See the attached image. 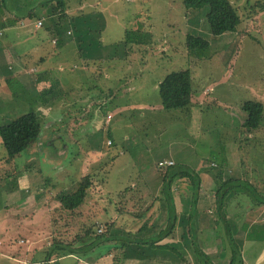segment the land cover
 <instances>
[{
  "label": "rangeland",
  "instance_id": "1",
  "mask_svg": "<svg viewBox=\"0 0 264 264\" xmlns=\"http://www.w3.org/2000/svg\"><path fill=\"white\" fill-rule=\"evenodd\" d=\"M229 1L240 22L236 31L216 37L210 33L207 12L204 9L186 11L181 0H64V13L68 18L80 16L87 10L90 12L87 22L90 23L100 17L92 12L102 13L98 20L102 27L87 26L90 30L85 32L86 39L99 42L94 50L101 49V53L98 61H92L83 70H80L83 64L78 57L83 48L78 50L72 43L74 38L66 40L68 52L65 55L72 57L66 59L68 63L60 54L63 51L60 50L61 45H52L57 35L47 29L56 27L54 24L62 14L60 9L51 8L53 2L49 4L50 15L43 9L42 12L37 11L33 19L17 21L15 25L24 20L23 25L29 24L28 29L21 28L15 32V39L19 42L14 44L13 39L8 43L7 32L2 35L0 30V71L9 69L8 65L13 63L12 56L17 52L25 60L27 68L38 65L39 56L32 46L39 41H45L46 47L36 52L43 51L48 55L52 51L50 60L65 63L63 71L57 75L59 85L55 92L50 87L52 78L49 75L32 74L35 82L25 80L16 84L19 79L15 81L10 76L11 82H8L0 72V125L33 111L42 126V136L35 146L14 158L8 157L0 147L1 216L3 218L6 214L5 218H9L4 223L5 230H8L6 238L20 243L29 233L36 240L33 245L39 249L57 240L75 244L87 227L97 233L100 229L105 230L104 223L113 224L107 220L115 209L122 211V205L117 207L114 204L118 193L127 184L143 179L135 170H140L142 165L149 166L145 167L147 171L154 170L151 149L160 140L166 141L165 146L164 142L162 145L168 152L174 147L172 154L171 151L167 154L169 157L172 155L171 161L184 159L192 148L193 157L201 158L195 165L202 176L200 194L203 197L200 199L208 198L205 199V207L200 205L198 242L206 253L210 250L216 252L209 253L215 263L228 261L230 248L213 201L218 187L216 172H221L223 179L247 180L264 196V108L262 125L258 131L250 133L240 130L245 115L238 108L239 103L251 99H258L264 105V0ZM5 17L11 19L13 16L6 11ZM38 20L42 25H37ZM134 21L136 30L146 35L143 44L130 45L124 37ZM56 24L58 26L59 23ZM65 24L60 23V28ZM33 25L36 28L29 29ZM188 34L203 37L210 47L205 51L190 52L186 48ZM76 42L78 46V40ZM125 48H128L127 52ZM185 68L191 70L194 91L203 90L194 97L197 106L193 108L195 121L190 134L182 131L178 123L179 110L140 109L146 103L160 101L157 83L167 73ZM58 88L60 91L56 92ZM97 140L100 150L103 148L100 155L89 150L94 148ZM108 140L111 141L110 146H106L109 145ZM117 144V150L123 149L124 154H114ZM169 157L165 159L167 162ZM85 175L92 181L86 201L92 198L97 203L96 207L103 209L100 220L105 222H94L95 211L93 215L84 206L80 214L78 211H56L59 193L76 189L78 180ZM144 177L149 184L155 181L154 177L149 181L147 174ZM102 185L108 188L106 192L100 189ZM94 189L98 190L95 196L92 194ZM182 189L179 191L181 197H190L187 184ZM148 191L151 200L158 195L156 190ZM21 197L29 200L25 203L22 200L20 205L18 200ZM254 203L246 193H241L231 198L226 215L243 213L248 221L253 219V215L260 214L261 222H264V206L261 208ZM149 205H146L149 210L144 209V205L134 201L135 210L129 214H138L144 209L157 215L158 209L153 211L155 204ZM210 227L214 228L216 237L208 249L203 245ZM77 244L83 243L79 241ZM221 248H225L223 261L217 257ZM188 255V258H193Z\"/></svg>",
  "mask_w": 264,
  "mask_h": 264
},
{
  "label": "trees",
  "instance_id": "2",
  "mask_svg": "<svg viewBox=\"0 0 264 264\" xmlns=\"http://www.w3.org/2000/svg\"><path fill=\"white\" fill-rule=\"evenodd\" d=\"M52 2L54 4L51 8L55 7V9H60L59 11H62V14L60 13L57 22L54 24L56 27L53 26V28L50 27L47 30L54 36L57 35L55 41H58V45H61L62 40L64 39L69 40L74 38L76 41L79 40V38H82L85 34L82 30L79 31L78 29L80 16H76L75 18L71 16L68 18L67 14L64 13L66 7L64 0H0V30L15 25L17 21L22 18L33 19L37 16V11L42 12L43 9H45L48 15H50L49 6ZM181 3L185 9L207 8L208 11L206 13V21L211 35L216 37H219L227 32L236 31V27L240 22V19L229 0H181ZM6 11L9 13L11 12L13 16L11 19L5 17ZM82 20L89 25L87 22L89 18L87 19L86 17ZM65 22V26L60 28L59 24H63ZM56 23H59L58 26ZM68 24H73L74 28L72 29L74 31L72 32V36L64 34L69 26ZM87 31H89V29H87L86 32ZM125 31L126 30H124V32ZM74 32H76V36H74ZM124 37L130 45L143 44L146 40V35L143 34L141 30H133L131 28L125 32ZM209 47V42L199 35L196 36L194 34H188L186 36V48L192 53L205 51ZM127 49L125 48L126 52ZM191 93L192 75L189 68L167 73L158 83V96L164 110L177 109L179 112L188 110L191 105ZM238 108L239 112L241 114L243 113L242 115H245V117L243 116L244 120L240 123V130H245L249 133L258 131V128L263 122V103L258 99H251L239 103ZM180 119L183 120L181 116ZM41 131L42 126L39 122L37 114L33 111H28L27 113L21 114L0 125V147L4 148L8 157L14 158L22 152L34 147L39 137L42 136ZM106 135L111 140V135L108 132ZM191 155H193L192 149L186 154V157L190 158ZM218 158L216 160H218ZM194 159V162L201 161V158L197 156H195ZM155 166L161 179L158 196H155L153 200L157 201L160 199L167 205L168 222L164 229L151 238L132 239L127 235L110 234L111 229L114 227L111 223H104L105 230L101 231L100 229V232L98 233L95 232L93 228L87 227L83 236L79 237V241H82L83 244L78 245L77 242L79 241L75 244H65L61 243L59 240H57L58 242L53 241L48 247L39 249L36 252L39 256H37V258L33 257V261L38 262L37 264H56L63 256L66 257L68 255H75L80 258L82 255L81 253H84V251L90 253V251H92L90 249H93V253L96 252L98 256L103 255L108 250L110 251V249L120 250L122 257H124L126 249H130L129 247L131 246H134L135 250L143 248L146 250H153L157 247L163 249L167 248L168 246L157 243L168 236L174 226L175 211H173L174 200L171 194V184L175 181V179H181L183 183L186 182L188 188H190L189 190L191 191L190 210L188 213V231L193 233V236L189 238L193 247L195 262L196 264H215L211 257L197 245L194 235L195 228L190 226V221L194 222V219L200 212L198 205L200 204L199 196L201 195L200 184L202 180L200 172L197 171L195 165H189L187 162L182 160H177V162H171L169 164L158 163ZM221 175V172H216L215 183H217L218 187L215 192V196L213 197V201L221 225L223 226L224 236L231 250L230 258L225 264H243L240 251L237 244L234 242L231 229L225 218V199L228 196H230V199H233L241 193H246V195H248L255 202V205L264 206V196L259 194L256 187L247 180L230 177L223 179ZM91 185V178L88 175H85L78 180L76 189L73 191L59 193V205L56 207V211H78V214H80ZM133 191L134 189L131 187H126L119 193L117 191L119 200L117 207H120V205L125 202L126 197L132 194ZM142 214L144 213L141 211V213L133 215L135 218L137 217L142 219V217H144ZM140 228L144 229V224L143 226L141 225ZM169 250L174 252L171 248H169ZM52 259L54 260L52 261Z\"/></svg>",
  "mask_w": 264,
  "mask_h": 264
},
{
  "label": "crops",
  "instance_id": "3",
  "mask_svg": "<svg viewBox=\"0 0 264 264\" xmlns=\"http://www.w3.org/2000/svg\"><path fill=\"white\" fill-rule=\"evenodd\" d=\"M133 1V0H131ZM87 3V2H85ZM204 9V11L207 12V8H202V10ZM99 10V9H98ZM192 9H187L186 11H189ZM101 11V10H100ZM88 12L86 10V12H82L80 14V18H79V31L82 30V32L85 34L86 30L88 29L87 26H92V27H96V25H99L98 27H102L101 23L98 21L99 18L102 17V13L101 12H92L95 14H99L100 17L98 19L93 20V22H90L88 24H86L85 22H83L82 19H85L88 15ZM83 16V17H82ZM25 21V20H24ZM21 21L19 24L17 25H13L10 27H7L5 29H2V35H7L9 36V38L7 39V42L9 43V40H13L14 39V44L15 42H19V39H15L17 37V34H15V32H17L18 29H23L26 28L28 29V25ZM81 22V23H80ZM136 21H134L132 23V27L131 29H137L136 26ZM196 26H198V23L196 21ZM138 27V26H137ZM31 28H36L35 25H33V27ZM73 28V24L69 25V28H67L66 32L64 34H67L68 36H72V33L74 30ZM70 31H69V30ZM90 30V29H89ZM39 31V30H38ZM99 31V30H98ZM24 32V31H22ZM223 35H226V33H224ZM6 36V37H8ZM85 35L82 36V38H79L78 40V46H77V42L74 40L72 43L76 44V47H78V50H80V48H83V50L80 52V55L78 53V57L80 62L83 64L80 68V70L82 69H86L89 66V63H92V61L95 63V61H98V56L101 53V49L100 50H94L95 47H97V45L99 44V42L97 41H92L91 39H86L84 37ZM25 41V40H24ZM25 46H27V41H25ZM66 40H62L61 43V49L63 50L62 52H60V54H62V56L65 59V62L68 63V61L66 59H71V55L66 56L65 54L68 52V46ZM51 43L52 40H51ZM11 44V43H10ZM58 44V41H55V44L52 45H56ZM13 45V43H12ZM21 45V44H20ZM80 45V47H79ZM89 46V47H88ZM32 47H34L36 49V51H40L42 50L44 47H46L45 41H39L38 43H36L35 45H33ZM58 48H60L59 46H57ZM90 48V49H89ZM89 49V50H88ZM35 54H38L39 58H38V65L35 66H29L28 68L25 66V60L20 57V54H18V52L12 56V62L11 66L8 65V70L3 69L2 71H0L3 75L5 76L7 79L6 81L11 82L10 76L13 77V79L16 81V79H19L18 82L16 81V84L20 83L21 81H25V80H32V82L34 80V77L32 76V74H36V73H41L42 76H47L49 75L52 78V83L50 85V87L52 88L53 92H55V87H58L59 85V79L57 77V75H60L59 72L63 71V67L65 66V63L62 62L61 60H58L56 62H53L52 60L49 59L51 52L50 51L48 53V55H44L43 51L42 52H36ZM57 51V50H55ZM55 51H53V53H55ZM33 54V53H30ZM84 54V55H83ZM83 56H86V58H82ZM41 65V66H40ZM77 66V65H75ZM11 71V72H10ZM5 72V74H4ZM57 72V73H56ZM1 76V75H0ZM38 77V76H37ZM193 78H192V93H191V105L188 108V110H183L182 112H179V114L177 115L178 118H183V120L179 119L180 121H178L179 125L182 127V131H185L186 133H192L190 132L193 125H194V113H193V108L196 107V103H194V97H197L198 95H200L203 90H199V92L194 91V85H193ZM159 83V82H158ZM158 83H157V91H158ZM54 84H56V86H54ZM60 89L58 88V91L56 90V92H59ZM55 94V93H54ZM60 93H57L56 95H59ZM140 109H145V110H159L160 112L163 111L164 109L162 108V105L160 103V101H157L156 103H151L148 104L146 103V105H143L140 107ZM184 115V116H183ZM109 117V115L107 116ZM106 122H108L106 120ZM162 132V131H161ZM161 132H158L161 133ZM83 134H86L85 131L83 132ZM85 136V135H84ZM161 136V135H160ZM109 138V137H108ZM96 140V139H95ZM98 141V140H97ZM93 144L94 148H90L89 150L91 152H95L97 155H100V151H102V149L100 150L101 147H99V141ZM113 142V140H112ZM164 142V146L166 141ZM163 142H160V140L158 141L157 146L153 147L151 149V151L153 152V166H154V170H150L147 171V168L145 167H149V166H144L141 167L140 170H135L136 173H141L143 179L139 182H132L131 184H127L126 187H130L132 189H134L133 193L130 194L128 197H126L125 202L122 204V211H118L115 209V212L112 213L111 218H109L107 221H110L113 223L114 227L111 229L110 234H118V235H127L128 237L132 238V239H138V238H151L152 236L156 235L159 231H161L162 229L165 228L166 224H167V220H168V210H167V205L166 203H164L162 200L158 199L157 201L151 200V197L149 196V191L148 190H156L157 192L160 190V175L157 172V168H156V164H158L159 161H167L165 159H168V155L170 154L169 152L171 151V154L173 152V148L170 149V151L168 152V150L166 149L167 147H164L162 145ZM120 145V144H119ZM106 146H110L106 144ZM104 146V148L106 147ZM108 148V147H107ZM117 148H119L118 144L115 146L114 149V154H124L123 149L121 150H117ZM156 151V152H155ZM191 151V150H190ZM193 151V148H192ZM161 152V155L157 153ZM189 152V151H187ZM193 155H191L190 158H187L185 156L184 159H177L182 160L184 162H187L189 165H196L195 159H194V152H192ZM102 155V154H101ZM172 156V155H171ZM170 156V157H171ZM197 156V155H196ZM170 161L172 160V158H170ZM177 160H173L171 162H177ZM194 160V161H193ZM163 161V162H164ZM162 163V162H159ZM147 174L148 175V179L149 181H151L150 179L152 177H154L155 181L153 180L150 184L146 181L144 175ZM140 175V174H137ZM151 176V177H150ZM147 179V180H148ZM182 187H186V184L184 185V183L182 182L181 179H175V181L171 184V194L174 200V204H173V211L174 212V226L171 230V232L169 233L168 236H166L163 240H161L160 242H158L157 244H163L165 246H168L167 248L163 249V248H155L153 250L149 249L146 250L145 248L143 249H136L134 246L129 247L130 249H126L125 251V256L122 257V253L120 250H115V249H110V251H106L103 255L98 256L96 252L93 253V249H90L92 251L87 252L84 251V253H81V257L78 258L75 255H68V256H63L61 257L56 264H196L195 262V257L193 256V247L192 244L190 242V238L193 236V233H190L188 231V213L190 210V197H186L183 198L181 197L179 191L183 190L185 191V188L182 189ZM100 189L102 190V192H106L107 189H105V186H100ZM136 189V190H135ZM97 189H94V191L92 192V194L95 196L98 193ZM190 195H191V191L189 190ZM179 195H178V194ZM177 195V196H176ZM158 196V195H157ZM136 197V199H135ZM178 197H180V200L178 199ZM199 197H203V195L201 194ZM230 196H228L225 199V212H226V207L227 204L230 203L231 199L229 198ZM150 198V201H148V199ZM208 198V197H207ZM207 198H202L200 199V205H202L203 207H205V205H207V202L205 199ZM22 200H24V203L29 200V198H24L21 197L18 202L21 205L22 204ZM137 201V204L140 205H144V209H148L149 210V204L154 201L153 204H155L156 207H154V210L158 209V213L157 215H152L153 212H149L148 210H144L143 209V213L142 214L144 217H142V219L140 218H135L134 219V215L133 214H129L132 211H134L135 209H133V205H134V201ZM118 196H117V200L114 201V204L118 203ZM178 201H180V205H178ZM158 203V204H157ZM7 203H5L4 207L6 206ZM152 204V205H153ZM146 205H149L146 207ZM3 206V205H2ZM1 206L0 208V264H12V263H16V264H37L38 262H34L33 257L37 258V256H39L38 253H36L39 249L41 248H35V246L33 245L36 240H34V238L30 237V234L28 233V235H26L25 240L19 241L20 243H17L16 241L12 242L10 241V238H6V234L8 232V230H5L6 226H4V223L7 219L9 218H5L6 214H4L3 218L1 216V211L3 210V207ZM84 208L87 210H90V212L94 215L93 216V221L101 223V222H105L101 221L100 218L103 216V209L96 207L97 203H94L93 199H89L88 202L85 201L84 203ZM9 207V205H8ZM123 207H125V209L123 210ZM263 206H261L262 208ZM91 208V209H90ZM157 208V209H156ZM93 211H95L93 213ZM200 211V210H199ZM244 213L245 210H243ZM85 213V212H84ZM227 213V212H226ZM12 215V213H11ZM246 214H237L234 216H227L225 214V218L227 223L229 224V227L231 229L232 232V236L233 239L235 241V243L238 246V249L240 251V255L242 257V261L243 264H264V222H261L262 220V216L260 214H256L253 215V219L246 221L244 219ZM239 216V217H236ZM148 220V221H146ZM210 220H208L209 222ZM145 226L144 229H141L140 226L142 225ZM197 225H198V216L194 219V222L190 221V226L195 228L194 231V235H195V241H197V245L199 246V248H201L203 250L202 245L199 244V231L197 230ZM217 225L218 222H217ZM222 226V225H221ZM35 229V228H33ZM33 229H30L32 232H34ZM210 229L206 232L207 235L205 236L206 238L204 239L205 244L203 246L205 247H209L208 249H210V247L212 246V239L215 236V232L213 233V229L214 228H207ZM201 235V232H200ZM36 237V236H34ZM208 242V244H206V241ZM24 243V244H22ZM134 243V242H133ZM21 247H20V246ZM136 245V244H135ZM171 246V247H170ZM169 248L173 249V251L169 250ZM26 249V250H25ZM38 249V250H37ZM222 251L220 252V255H218V260L219 261H223L224 257H223V253L225 248H221ZM144 251V252H143ZM204 251V250H203ZM205 252V251H204ZM206 253V252H205ZM209 253H216L213 252V250L208 251L206 254L209 255L211 257V259L213 260V256L212 254ZM179 254V256H178ZM190 254L193 258H188ZM188 255V257H187ZM230 255H231V250H230ZM26 256V257H25ZM226 256V254L224 255ZM216 258V257H215ZM230 258V257H229ZM54 259H52L53 261ZM215 260V259H214ZM213 260V262H214ZM229 260V259H228ZM215 263V262H214ZM55 264V263H52ZM217 264V263H215ZM220 264H225V263H220Z\"/></svg>",
  "mask_w": 264,
  "mask_h": 264
},
{
  "label": "built area",
  "instance_id": "4",
  "mask_svg": "<svg viewBox=\"0 0 264 264\" xmlns=\"http://www.w3.org/2000/svg\"><path fill=\"white\" fill-rule=\"evenodd\" d=\"M37 25H38V26L42 25V22H41L40 20H38V21H37ZM108 144H110V141H109V140H108ZM169 163H171V162H170V161H168V162H167V161H164V162H162L161 164H169Z\"/></svg>",
  "mask_w": 264,
  "mask_h": 264
}]
</instances>
